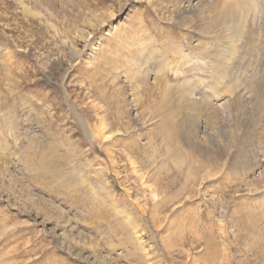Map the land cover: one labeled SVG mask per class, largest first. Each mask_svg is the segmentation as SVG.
I'll return each mask as SVG.
<instances>
[{
  "label": "rangeland",
  "instance_id": "obj_1",
  "mask_svg": "<svg viewBox=\"0 0 264 264\" xmlns=\"http://www.w3.org/2000/svg\"><path fill=\"white\" fill-rule=\"evenodd\" d=\"M215 1L223 0L201 5ZM256 1L252 38L248 27L222 32L219 18H202L208 6L197 14L184 0H0V264H95L74 244L100 264H264L258 256L264 255V137L237 126L244 115L263 116L264 106L256 104L254 114L243 113V106L239 112L231 93L237 85L228 75L210 78L191 48L190 62L168 52L174 68L164 67L160 81L170 88L185 75L211 108L223 100L228 107L217 109L220 126L210 133L211 115L203 116L205 129L196 126L198 115L180 116L189 134H177L174 148L194 160L193 178L185 182L189 160L181 172L166 155L172 144L157 136L161 120L150 121L148 114L146 126L134 116L135 103L149 111L154 102L143 89L145 78L158 105L162 98L154 69L140 77L131 58L149 37L160 49L206 50L210 40L217 45L213 60L233 40V60L241 55L234 65L246 68L236 75L243 90L246 77H258L255 69L264 73V0ZM206 85L223 99L216 102ZM92 99L107 111L94 110ZM95 112L111 126L119 115L130 119L136 157L143 165L155 158L151 178L165 201L152 202L120 150L114 172L108 147L92 134ZM258 162L260 175L253 173Z\"/></svg>",
  "mask_w": 264,
  "mask_h": 264
},
{
  "label": "bare ground",
  "instance_id": "obj_2",
  "mask_svg": "<svg viewBox=\"0 0 264 264\" xmlns=\"http://www.w3.org/2000/svg\"><path fill=\"white\" fill-rule=\"evenodd\" d=\"M184 1L186 3L185 8L192 9L197 14L202 12L201 10H203V7L208 6L209 8L205 11V13H203L202 18L203 19L206 18L207 15L209 14H213V21L219 18L218 20H221V22H223V27H220L222 32L227 33L230 31L236 34L237 32L239 33L240 29L243 28L244 30L246 27H248V32H247L248 35H250L252 38L253 37L255 38V34H257L254 28H256L255 19L258 15V12H257L258 8L256 7L257 3H253L254 1L257 2L256 0H223L221 3H217L215 1L214 6L201 5L202 0H184ZM255 9H256V12L254 11ZM237 18H245L244 24L238 23ZM143 42H144V45L140 48L141 50L137 52L136 56L134 54L131 58L136 59V63L138 67L137 71L140 77H143V75L147 73L150 68L154 69L155 77H153L152 79L154 80L153 82L155 83L154 88L157 89L156 94H159L160 95L159 98L160 99L162 98V100H161V104L158 105V102H156L157 99L155 97V94L152 93L151 89L147 87L146 85L149 83H147V80L145 78L142 81L145 84V87L143 89L145 92H147V94H150L149 100H154V102L148 108L149 111L148 110L146 111L147 107L146 109L139 111L137 108V104L135 103L134 104V116L138 117L142 121V124L146 126H150V124H148V122L145 120L148 114L150 115L153 114V118L151 119L149 118L150 121L154 118L161 120L158 123V126L155 131L157 133V136L161 137L162 142L172 144L171 146L167 145V149H165V152L168 157L174 158L176 168L180 170L181 172H184V170H182L183 164L187 160L190 159L188 157H185L183 153H180L178 151V148H176V146L174 148L175 136L177 134L182 135V133H184L185 131H187L184 133L185 135L189 134L188 127L184 125V122H183V121H186L187 119H184L182 117L192 114V113L198 115L201 120L200 121L197 120L196 126L199 128L205 129L206 125L204 124L205 121L203 119V116H206L208 118V115H211L210 118H213V119H211V128L209 130V133H210L211 131L217 129L220 126L218 122V118H217V113H219L217 109H222L224 112L228 109V107H227V101L223 100L221 103L215 104L216 109H214L215 106H212L213 108H211L210 105H208L209 100L207 99V97L203 93H201V95L198 96L199 93L197 91V87L194 85L195 83L193 84L191 80L185 75L181 76L182 78L178 82H176L175 85H170V88L166 85L167 83L166 81L165 83L164 81H160V78L158 76L163 71L164 67L171 68V70H173L174 68L173 67L174 64H170V60L168 59V54H167L168 52L178 53L180 58L190 62L191 58L189 55V48H191V53L197 54L196 60L201 62V64L203 65L201 67V70L204 73L206 72L210 74L211 75L209 76L210 78H212L213 75L216 76V79L221 76L224 77L225 75H228L231 80L230 85L232 86L237 85L236 86L237 89H234V91H232L231 93H233V96L236 97L237 103L235 104V107H237V109L240 110L239 112L243 111V113L246 112L247 114L249 111L247 109H250L249 113L254 114L256 104L264 106V73L262 72L261 69H255L254 75L257 74L258 77L255 78L254 80H252L251 75L249 77H246V79L248 78L249 82H247L246 85H243V90L239 89L241 83L244 81L242 78L236 75L244 73L246 71V68L242 64H238L236 66L234 65V63H238V60L241 59V55H237L238 56L236 57L237 60L235 61L233 60L234 58L233 56H235L236 49H237L236 44L233 40L224 42L225 43L223 45L224 55L217 54L219 56L216 57L215 60L212 59L211 56L213 55H210V53L213 52V48L217 47V45L212 44L210 40L205 41V44L203 47H206V50L201 49V47L196 48V46L194 48L188 47L186 49H183V46L182 47L180 46L179 47L178 46L166 47L165 44H162L163 46H165L164 49H160L159 47L156 46L157 42L152 41L151 37L143 39ZM114 55L117 58H120V54L117 51L114 53ZM124 60H125V57H124ZM220 60L221 61L225 60L226 63H230V66L226 67L224 65H221ZM153 63L154 65L152 67H149V65ZM174 72L180 73L179 70L178 71L174 70ZM164 75H165V72H164ZM247 75L248 73H245V76ZM199 81H201L203 84V82H205V77L202 79L200 78ZM213 82L214 83L212 84H215V85L220 83V81L215 82V79H213ZM206 87L209 88L211 91H213L214 96L217 98L216 102H219L221 99H223L222 95L212 85L211 86L206 85ZM133 96H134L133 99L137 101L140 96L139 90H138V93L134 92ZM96 101H97L96 99H92V101H90L91 103L89 104L91 105V107L94 110L102 109L106 112L107 110H106L105 105L103 104L100 105L101 102L100 101L96 102ZM242 106H243V109L241 111ZM99 112L97 113L95 112L97 123L95 124V127L92 130V134L98 135L101 140V143L108 147L107 149L108 157L111 160L114 172H117V166H116V164L118 163L117 155H118V150H120V152H122V155H125L127 157V161L130 164L131 170L134 173V175H136V177L139 179L141 187L144 188L145 186H148L150 190L152 202L154 204L159 205L161 202L165 201L167 198L160 199L159 193H158V185H156L151 178L152 175L154 174L153 172H155L154 170H156L155 169L156 168L155 158H153L152 161L150 159L148 164L143 165L139 163L136 157L137 148H134L133 146V143H134L133 139L136 136L133 134L131 130L132 124L130 123V119L127 121H123V118H122L123 115H119L118 122L114 126L113 125L111 126V124L108 123L107 120L105 119V115L104 114L101 115ZM244 116L242 117L243 122H241L240 124L238 123L239 125L237 126L238 127L246 126L247 128L250 127L252 131L257 132L259 134V138L264 137V115L263 116L250 115L247 117L246 115ZM256 118H257V121H255ZM246 119L247 121L245 122ZM123 135H126V137L128 138L127 139L123 138L122 137ZM246 140H250V139H246ZM189 143L190 142H188V144ZM118 146H120V149H115V147H118ZM171 147L173 148V150L170 151ZM193 165H194V160L192 159L189 160L187 164L186 174H185V182H189L193 178V175H194ZM232 166H233L232 169H237L239 164L235 163ZM260 166H262V162H258L257 164H255L253 173H256L259 170ZM151 167L152 169L150 170ZM235 173L237 174V172ZM257 173L258 175L261 174L260 172H257ZM184 188H186L185 185L182 186V189ZM249 190L251 191V189ZM139 193L140 192H137V194L135 195L136 198L137 196H139ZM40 213L38 211L36 212L35 215L40 218L42 217ZM76 246L78 247V250L76 249ZM261 247H264V242L262 243ZM73 248L78 251V255H80V257L87 259V260H91L95 264H100L97 258L89 250L83 249L75 244L73 245ZM258 251L262 252L261 249ZM258 256L260 259L262 258L264 259L263 253L261 254L260 252H258Z\"/></svg>",
  "mask_w": 264,
  "mask_h": 264
}]
</instances>
